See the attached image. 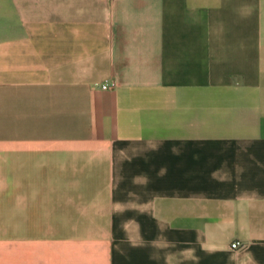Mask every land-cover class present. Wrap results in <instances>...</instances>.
<instances>
[{"label":"crops","instance_id":"crops-1","mask_svg":"<svg viewBox=\"0 0 264 264\" xmlns=\"http://www.w3.org/2000/svg\"><path fill=\"white\" fill-rule=\"evenodd\" d=\"M0 264H264V0H0Z\"/></svg>","mask_w":264,"mask_h":264},{"label":"built area","instance_id":"built-area-1","mask_svg":"<svg viewBox=\"0 0 264 264\" xmlns=\"http://www.w3.org/2000/svg\"><path fill=\"white\" fill-rule=\"evenodd\" d=\"M101 88H102V89H107L108 86H107V85H104V86H102ZM238 247H239V243H233V244L230 245V248H231V249H238Z\"/></svg>","mask_w":264,"mask_h":264}]
</instances>
